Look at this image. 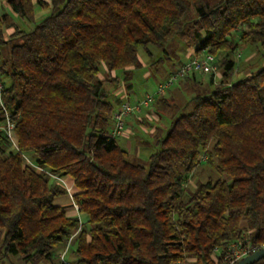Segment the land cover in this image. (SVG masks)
<instances>
[{"label": "trees", "instance_id": "obj_1", "mask_svg": "<svg viewBox=\"0 0 264 264\" xmlns=\"http://www.w3.org/2000/svg\"><path fill=\"white\" fill-rule=\"evenodd\" d=\"M0 1L32 24L35 4L49 9L26 32L0 16L2 103L17 148L0 109V260L53 264V251L79 228V264H218L214 251L229 242L264 248V0ZM176 39L197 44L195 57L223 54L220 82L155 137L146 166L135 164L111 135L122 102L116 96L114 107L105 87L119 83L111 72L126 82L141 68L139 50L150 55L147 47ZM240 45L259 46L262 66L231 82ZM22 154L72 179L85 222L68 214L70 204H52L66 190ZM202 156L229 180L187 190Z\"/></svg>", "mask_w": 264, "mask_h": 264}, {"label": "rangeland", "instance_id": "obj_2", "mask_svg": "<svg viewBox=\"0 0 264 264\" xmlns=\"http://www.w3.org/2000/svg\"><path fill=\"white\" fill-rule=\"evenodd\" d=\"M43 1L48 3V0ZM4 9V4L0 1V16L4 12ZM43 11H46V14H44ZM5 13H7L8 17L15 24L18 30L26 32L32 30L35 23L46 17L49 14V9H42L35 4L34 24L28 23L25 20L15 17L8 9H6ZM43 14L44 16H42ZM40 16L42 17L39 19ZM8 37V35H4L5 40H7ZM234 40L238 41L237 34L234 35ZM196 47L197 44L188 45L187 40L176 39L174 42L170 43L168 46L162 49H157L153 46L147 47V51L150 53V55H148L147 52L141 49L138 52V58L140 63H143V67L139 68L133 74V77L129 80V82L133 85V90L131 91V93H127L128 90L125 89L126 82L123 80L119 81L118 85L116 86L107 85L105 87V90H107L110 94H116L117 96L120 94L119 98L117 97L119 103L126 102L132 104L135 99L140 100V98L142 96H145L146 94L154 96L156 88L158 86H162L170 74H172L182 64L191 60L186 59V54L190 51H194ZM257 47L258 50L262 52L259 46ZM256 48L255 46L244 47L240 45L231 55V59L236 63V69L231 82H235L239 79L249 76L253 71L259 69L262 66V62L260 59L261 57ZM237 55H239V58H237ZM222 56L223 54H219L216 59L219 60ZM101 69V71L103 72V67H101ZM115 73L119 78L123 76V73L121 71H116ZM214 75L218 77L214 79V85L208 86V89L205 83H207L210 77L209 74L194 75L196 76L195 78L197 80L202 81L201 86L198 82L194 83L193 78H190V80L188 79V81H185L184 79L180 80L169 89H167L162 95L163 99L166 100V104H168L169 107L163 105L165 104V102L161 103V101H159V97L155 96L153 103L147 108L148 115L146 117L142 115L141 117L137 118L133 114V120L132 118L130 119V117L125 119L124 130L122 134L117 137L118 139H116V141L119 146L128 153V160L130 162L146 166L148 156L154 153L156 150L154 146L155 137H161L165 134L166 130L170 126V121L172 118H175L180 114H186L191 110L189 101L192 98H194L195 96L206 97L215 89V87L219 84L221 78V70L218 69V67ZM101 77L105 78L104 75ZM119 86H122V89H119ZM118 90L121 91L119 94ZM124 92H126V95L128 94L127 97L122 95ZM110 101L114 105V107L117 106L116 100L112 95L110 97ZM128 119L132 120L133 123H128V121H130ZM136 119L139 120L136 121ZM126 123L128 124L127 127H125ZM111 127L112 126H110V128ZM125 128H132V130L130 129L127 131L125 130ZM124 131L126 132V135L124 134ZM123 138L131 142L129 150L125 148L123 143L125 140H123ZM29 157L31 158V156ZM205 160L206 157L202 156L200 165L191 174L188 175V180L184 182L187 190H193L198 184L204 183L209 179L213 181L219 178L221 180H229L226 177L218 176L215 169ZM51 181L52 179L49 178L50 183ZM52 204L56 206L67 207V205L70 204L68 195L66 194L61 197L55 198L54 200H52ZM67 210L72 211L69 208H67ZM79 218L81 222H85V217L83 215L79 214ZM57 252H61V248L58 247L53 251V264H58L56 260ZM66 259L69 261H76V258L70 253L66 256ZM11 261L14 264L21 262L18 261L17 258L13 257H11ZM1 262L2 264H4V261ZM44 264L48 263L45 262ZM255 264H264V259L256 262Z\"/></svg>", "mask_w": 264, "mask_h": 264}, {"label": "built area", "instance_id": "obj_3", "mask_svg": "<svg viewBox=\"0 0 264 264\" xmlns=\"http://www.w3.org/2000/svg\"><path fill=\"white\" fill-rule=\"evenodd\" d=\"M239 58V55H237ZM218 59L214 56L203 53L200 57H195L188 62L182 64L179 68H177L172 74H170L162 86H158L156 88L155 95H148L142 96L140 100L135 104L131 105L129 103H122L118 108H116L112 113L113 119V129L111 132L112 137H119L123 130H124V122L125 119L132 116L133 114L139 113L142 108H148L154 101V97H159L165 93L167 89L173 86L176 82L183 80L189 75H196V74H211L214 75L217 70ZM2 94H3V85L0 80V109L5 117L3 132L5 135L6 140L11 144L12 148L16 149V145L14 142L13 137V122L10 119V116L2 103ZM22 159L26 165L33 168L37 172L44 173L52 180L56 181L61 186L65 187L62 178L57 177L51 174L48 171H45L42 168L37 167L32 160L29 159L26 155L22 154ZM70 205L73 213L79 217V210L80 207L73 202L72 196H70ZM79 219V218H78ZM80 228L72 234L59 256V264H79L78 262L69 261L66 259V255L69 251V247L72 242L75 241L77 235L79 234ZM259 249L255 246H252L248 239H240L235 240L232 242L227 243L224 249L215 250L214 254L218 256L219 261L218 264H236L242 259L248 257L249 255L253 254L254 252L258 251ZM213 254V255H214ZM174 264H190L186 259H180Z\"/></svg>", "mask_w": 264, "mask_h": 264}, {"label": "crops", "instance_id": "obj_4", "mask_svg": "<svg viewBox=\"0 0 264 264\" xmlns=\"http://www.w3.org/2000/svg\"><path fill=\"white\" fill-rule=\"evenodd\" d=\"M39 1H41V2H44L43 0H32V2H33V4H35V3H37V2H39ZM2 2V1H1ZM44 3H46V2H44ZM4 7H5V9H4V12H6V6L4 5ZM43 13L44 14H46V11H43ZM44 14L42 15V16H44ZM42 16H40L39 17V19L42 17ZM13 32V30L12 29H10V30H7V31H5V33H4V35H10L11 33ZM5 40V39H4ZM191 55V56H190ZM201 54H199V55H197V56H200ZM186 56H187V58L186 59H192V58H194L195 57V55H194V51H190L189 53H187L186 54ZM188 61V60H187ZM143 63H141V65H142ZM143 67V65L141 66V68ZM129 71V80L133 77V74L137 71V70H133V69H129L128 70ZM104 72H105V69H104ZM196 76H188L187 78H185L184 80L185 81H188V79L190 80V78H193V82L195 83V82H198L199 84H200V86H201V80L199 81V80H197L196 78H195ZM218 77V76H217ZM215 75H212V77H211V75H210V77H209V79H208V81H207V83H205V85H206V87H207V89H208V86H212V85H214V79H216L217 78ZM111 78H116V79H118L119 81H122L123 80V76L121 77V78H119V77H117V75H116V73L115 72H111ZM129 80L128 81H126V87H128V91H127V93H131V91L133 90V85L129 82ZM124 81V80H123ZM126 87H125V89H126ZM119 89H122V86H119ZM119 91V90H118ZM121 91H119L118 92V94L120 93ZM113 97H114V99H116L115 97L117 96L116 94H111ZM116 95V96H115ZM120 95V94H119ZM119 95L117 96L118 98H119ZM123 96H125V97H127L128 96V94L126 95V92H124L123 94H122ZM139 101V99H135V101L131 104V105H135L137 102ZM148 109L147 108H142L141 109V111L139 112V113H136V114H134V116L135 117H137V118H139V117H141L142 115L144 116V117H146L147 115H148ZM142 113V114H141ZM149 117V116H148ZM132 118V120H133V116H130V119ZM150 118V117H149ZM130 119H128V120H130ZM132 120H130V121H128V123H133L132 122ZM135 120V119H134ZM139 119H136V121H138ZM134 123H135V121H134ZM128 126V124L126 123V126L125 127H127ZM131 130H132V128H130ZM129 128L127 129V128H125V130H130ZM124 134L126 135V132L124 131ZM125 138H127V137H125ZM118 139V138H117ZM123 140H125L123 143H124V146H125V148L127 149V150H129L130 149V146H131V142L129 141V140H126V139H124L123 138ZM143 141H144V139H143ZM135 144V143H134ZM62 181L64 182V184H65V187H63L65 190H66V192H67V195H68V198H69V202H70V196H72L73 195V193L75 192V190H74V187H73V181H72V179H70L69 177H62ZM64 207V206H63ZM69 213V215H73L74 213H73V211H68ZM75 245H76V239H75V241L74 242H72V244L70 245V247H69V251H68V253H67V255L70 253L71 255H72V251H73V249H74V247H75ZM65 247V246H64ZM64 247L62 248V249H64ZM61 249V252H57V254H56V260H57V262H58V264H59V256H60V254L62 253V250ZM66 255V256H67ZM1 261H4L3 263L4 264H14V263H12V261H11V258H8V259H3V260H1ZM0 261V262H1ZM16 261V260H15ZM17 262V261H16ZM45 262H40L39 264H44ZM48 263V262H47ZM0 264H2V262L0 263ZM17 264H29V263H24V262H20V263H17ZM49 264V263H48Z\"/></svg>", "mask_w": 264, "mask_h": 264}, {"label": "water", "instance_id": "obj_5", "mask_svg": "<svg viewBox=\"0 0 264 264\" xmlns=\"http://www.w3.org/2000/svg\"><path fill=\"white\" fill-rule=\"evenodd\" d=\"M264 259V248L254 252L253 254L249 255L248 257L242 259L236 264H255L256 262Z\"/></svg>", "mask_w": 264, "mask_h": 264}]
</instances>
